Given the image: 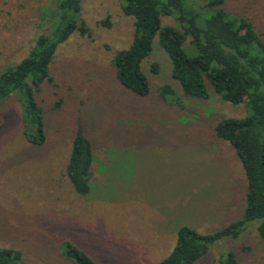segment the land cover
I'll list each match as a JSON object with an SVG mask.
<instances>
[{
  "label": "rangeland",
  "instance_id": "rangeland-1",
  "mask_svg": "<svg viewBox=\"0 0 264 264\" xmlns=\"http://www.w3.org/2000/svg\"><path fill=\"white\" fill-rule=\"evenodd\" d=\"M121 4L80 0L75 20L88 32L74 30L56 44L48 65L52 81L36 94L45 141L34 144L21 133L16 96L0 105V248L20 250L17 264H74L63 256L64 240L100 264H156L179 225L208 233L240 217L244 173L213 125L244 117L245 102L223 100L209 86L206 97L185 95L156 39L140 65L148 93L119 84L111 59L132 38ZM224 8L250 21L264 40V0H227ZM57 20L55 0H0V72L26 56ZM160 22L178 27L173 16ZM183 47L194 54L188 39ZM162 85L172 92H161ZM77 118L91 132L99 159L85 197L63 174ZM226 249L239 264H264V241L253 222L192 264H217Z\"/></svg>",
  "mask_w": 264,
  "mask_h": 264
},
{
  "label": "trees",
  "instance_id": "trees-1",
  "mask_svg": "<svg viewBox=\"0 0 264 264\" xmlns=\"http://www.w3.org/2000/svg\"><path fill=\"white\" fill-rule=\"evenodd\" d=\"M227 0H122L121 10L132 21L130 44L117 50L111 59L114 78L138 95L149 86L141 62L151 51L153 39L170 62V74L183 93L206 97L207 86L230 103L245 102L247 114L241 118L225 117L213 125V134L227 141L242 167L245 186L240 217L208 233L191 225H179L174 244L156 264H192L216 241L237 238L247 223H255L258 237L264 241V40L251 22L226 11ZM80 0H55L58 24L49 35L38 34L23 58L0 72V105L16 96L21 107V133L31 143L46 139L42 108L37 93L44 82H51L48 65L57 43L77 30L88 32L83 21L76 22ZM161 16H173L178 27L160 22ZM107 24L106 20L101 21ZM189 40L194 54L185 52ZM152 69L156 66L152 64ZM160 91L171 93L167 85ZM83 122V121H82ZM78 118L70 139L64 172L79 196L90 194L94 143L91 132ZM97 170H100L98 168ZM230 238V239H229ZM63 256L74 264H100L76 243L64 240ZM22 252L0 248V264H17ZM217 264H239L233 250L226 249Z\"/></svg>",
  "mask_w": 264,
  "mask_h": 264
}]
</instances>
